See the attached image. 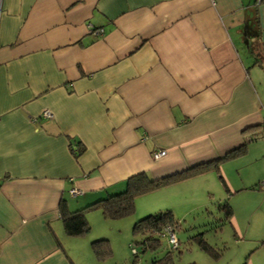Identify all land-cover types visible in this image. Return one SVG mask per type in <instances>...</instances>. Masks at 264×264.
<instances>
[{"label":"crops","instance_id":"1","mask_svg":"<svg viewBox=\"0 0 264 264\" xmlns=\"http://www.w3.org/2000/svg\"><path fill=\"white\" fill-rule=\"evenodd\" d=\"M260 136L264 0H0V264H108L91 248L105 227L66 234L62 200L75 210ZM226 160L152 191L173 215L202 204Z\"/></svg>","mask_w":264,"mask_h":264},{"label":"rangeland","instance_id":"2","mask_svg":"<svg viewBox=\"0 0 264 264\" xmlns=\"http://www.w3.org/2000/svg\"><path fill=\"white\" fill-rule=\"evenodd\" d=\"M208 174L210 178L204 189L207 198L203 195L202 204H193L190 208L175 206L177 248L171 249L164 237H157L159 246L143 251L140 243L143 237L132 235L133 223L148 211V208L138 209V200L163 196L164 199L154 202L152 207L156 208L150 213L170 210L165 204L173 199H166L164 191H152L136 197L132 214L100 219L99 226L89 229L92 232L105 227L111 255L104 260L108 264H154V261L162 264L166 260L167 264H241L247 259L249 264H264V137L250 141L243 155L224 161L219 172L214 170ZM222 180L228 185V192ZM224 201L232 212L229 221L224 220L219 209V203ZM200 239L210 251L201 247ZM133 248L137 251L135 257Z\"/></svg>","mask_w":264,"mask_h":264},{"label":"trees","instance_id":"3","mask_svg":"<svg viewBox=\"0 0 264 264\" xmlns=\"http://www.w3.org/2000/svg\"><path fill=\"white\" fill-rule=\"evenodd\" d=\"M246 23L248 24L249 22ZM255 138V136H251L250 139ZM248 141L249 139L247 138V140H244L239 146L226 152L222 157L215 161H209V163H200L182 171H178L159 178L153 179L148 177L146 172H138L129 176L125 180V188L122 191L98 198L75 210H69L65 201L62 200L59 203V217L62 221L64 231L70 236L83 235L89 232L90 225L86 218L85 212L90 209H99L106 219L130 215L135 210V198L138 195L179 181L211 167L217 169L219 162L223 159H229L243 155L246 152ZM72 142H74L76 149L71 147V151L75 156H78L83 150V145L78 140H73ZM219 209L223 211L224 220L226 219L228 221V219L232 216L228 202L224 201L223 203H219ZM165 224L176 226V220H174V216L169 209L154 213H146V215L137 219L133 223L132 235L143 237V239L140 241L143 251L145 249L155 250L159 246L160 242L157 237H161L160 231ZM135 242L137 241L134 240V243ZM199 243L206 251L211 250V248L201 239L199 240ZM177 247L178 244L176 247L170 248L175 249ZM91 248L98 260H104L111 255L108 239L106 237H98L93 239L91 241ZM132 254L135 257L137 255V251L134 249ZM167 263L168 262L166 260L162 264ZM154 264H158L157 261H154ZM241 264L249 263L247 262V259H245Z\"/></svg>","mask_w":264,"mask_h":264},{"label":"built area","instance_id":"4","mask_svg":"<svg viewBox=\"0 0 264 264\" xmlns=\"http://www.w3.org/2000/svg\"><path fill=\"white\" fill-rule=\"evenodd\" d=\"M257 1H260V0H257ZM96 31L101 32L102 28H98ZM41 114L43 117H45L47 119L51 118V116H52L51 112L47 109L43 110L41 112ZM165 153H166L165 149H157V150H153L151 152V156L153 158L157 159V158H160L161 156H163ZM81 192H82L81 189H79L77 187H71L69 189V193L72 195L80 194ZM174 228L175 227L171 224H165L160 231V236L164 237L166 239L167 244L171 248L176 247L178 244V239L175 235ZM133 251H134V248H133Z\"/></svg>","mask_w":264,"mask_h":264}]
</instances>
